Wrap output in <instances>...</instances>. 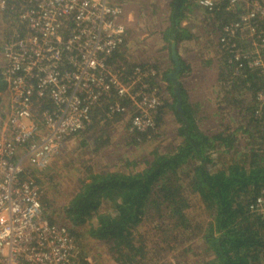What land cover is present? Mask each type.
I'll return each instance as SVG.
<instances>
[{
	"label": "built area",
	"instance_id": "built-area-1",
	"mask_svg": "<svg viewBox=\"0 0 264 264\" xmlns=\"http://www.w3.org/2000/svg\"><path fill=\"white\" fill-rule=\"evenodd\" d=\"M226 1L224 12L239 13L218 29L219 49L232 71L226 84L254 74L264 87V0ZM195 2L214 13L224 0ZM124 7L117 0H0V16L12 15L17 26L2 45L7 86L0 102V264H94L80 258L65 226L48 220L33 170H45L99 108L110 119L125 111V100L137 108L131 131L155 129L165 105L162 72L149 64L115 63L127 37ZM252 103L255 118H262L264 88L253 93ZM249 208L264 220V191Z\"/></svg>",
	"mask_w": 264,
	"mask_h": 264
},
{
	"label": "trees",
	"instance_id": "trees-1",
	"mask_svg": "<svg viewBox=\"0 0 264 264\" xmlns=\"http://www.w3.org/2000/svg\"><path fill=\"white\" fill-rule=\"evenodd\" d=\"M188 2L189 0L169 1V25L163 38L169 43L172 67L171 43L178 45L191 36L181 27ZM220 6L222 10L214 12V15L219 19L225 16L222 24L238 19L239 14L223 15L227 7L226 0ZM219 12L222 14L218 15ZM22 37L20 32L18 38ZM177 57L181 69L176 80L168 78L174 68L164 73L158 66L155 68L162 72L171 93L172 102H167L165 108L176 114L179 123L178 144L172 147L171 152L139 150L138 153H145V156L127 162L126 170H88L85 179L79 181L77 193L65 206L64 213L74 225L88 221L89 237L110 244L109 252L117 264H142L145 259H153L152 253L156 252L157 247L146 246L144 237L148 233L155 235L159 243L166 247L173 241L176 246L185 245L182 238L172 233L175 229L188 236L193 232L200 235L201 246L198 249L205 253L204 256L202 253L198 254L191 246L188 247L191 249L184 248L175 256L176 264H264V220L249 208L264 188V116L257 119L253 107L247 108L242 115L248 120L247 123H243L235 131L224 129L212 136L204 133L194 125L192 106L187 102V96L179 82L186 73L187 66L178 53ZM223 66L227 68L226 61H223ZM225 76V73L222 74V79ZM175 82L179 84L180 100L174 93ZM224 84L223 90L227 94L242 86L245 92H251L252 98L253 93L264 88L254 74L241 84L228 85L226 78ZM3 86L4 81L0 75V90ZM232 100L233 98L226 97L227 103L233 102ZM179 101L180 105L177 107ZM43 106L51 108V103ZM99 111L105 112V108L92 111V120L98 118ZM159 115L154 130L139 134L143 142L149 140L146 143H150L157 138L156 132L163 122L162 114ZM103 118L104 116L101 117ZM103 121L105 122L104 119ZM246 141L249 143L244 148L246 155L242 160L211 170L218 157L210 152L217 148L223 152L235 149L237 144ZM36 181L42 191V202L48 220L53 224L63 225L49 211L52 201L47 200L39 180ZM193 196L208 211L207 222L202 227L193 226L188 219V210L192 207L190 197ZM65 227L75 239L80 258H85L87 255L78 245L81 236L75 228ZM176 246L173 249H177ZM189 250L198 259L190 260ZM164 255L166 254H160V261Z\"/></svg>",
	"mask_w": 264,
	"mask_h": 264
},
{
	"label": "rangeland",
	"instance_id": "rangeland-1",
	"mask_svg": "<svg viewBox=\"0 0 264 264\" xmlns=\"http://www.w3.org/2000/svg\"><path fill=\"white\" fill-rule=\"evenodd\" d=\"M123 3L129 15V23L125 45L117 52L115 63L124 64L127 67L149 64L153 67L158 66L163 73L171 68L173 69L174 65L172 67L169 60V43L163 38L169 25V0H123ZM194 5L189 15L185 17L194 22L192 26H188V28L191 27L194 38L191 42H189V38L182 40L184 42L181 41L179 52L176 45V51L181 60H186L187 55L190 61L196 59L194 67L197 78L192 80L193 77L189 76L185 79V84L189 82L188 88L192 94L189 95L186 91L187 102L191 104L193 110L194 125L209 136L217 134L222 129L229 128L235 131L248 121L242 115L247 111V108L252 109L253 107L251 92H245L242 86L239 87V90H230L231 93L228 95L233 98V102H224L225 104L220 106L221 110H225L223 113L224 118L221 119L220 113L217 112V105L222 103H219L218 98L221 97V89L225 86V78L228 81L232 74L230 69L223 66L225 58L219 49L218 43L219 27L216 25H226V23H221L225 16L219 19L218 16L214 15L215 13H208L201 9L195 0ZM232 13L239 14L234 11H226L223 15ZM219 14L221 15L222 12H219ZM16 30L17 26L12 15L0 16V70H3L6 65L2 54V45L5 41L13 39V33ZM189 55L194 56V58L191 59L192 56ZM224 73L226 76L222 79ZM242 82L238 80L233 85ZM163 86H167V82H164ZM2 90H0V93ZM163 91L162 97L165 98V105L157 113V118L160 113L162 114L161 120L163 122L156 132L157 138L154 141L150 143H146L149 140L143 142L138 134L130 130V118L137 111V108L134 104L124 100L121 102L125 107L124 112L109 119L106 117L105 112L99 111L98 118L92 120L90 126L85 130L72 137L66 148L52 159L48 168L35 173V170H33L35 178L39 180L40 185L46 192L44 194H46L47 200L52 201L49 211L61 224L75 228V231L81 236L78 240L79 247L87 255L86 257L92 259L94 264H117L109 252L108 246L110 244L90 238L88 233L89 222L74 225L72 220L66 217L64 208L77 193L79 181L85 179L88 170H126L125 164L127 162L145 156V153L140 155L139 150L157 149L160 152H171L172 147L178 144L177 130L179 123L176 114L169 108H165L167 102L169 104L172 102L171 93L168 87ZM237 101L240 102L237 103ZM240 103H242V108L239 106ZM232 107L233 109H231ZM103 116L105 122L101 119ZM248 143L249 141L240 142L241 146L237 144L239 148L224 152L221 149L222 152L219 151V148L210 152L218 157L217 163L211 166V170H218L232 161L242 160L246 155L244 148ZM262 191H264V188L260 190L257 197L262 194ZM190 205L192 207L188 210L189 222L193 226L202 227L207 222L208 211L194 196L190 197ZM178 230L175 229L172 233L182 238L185 245L176 246L175 241H173L169 247H166V245L159 243L155 235L145 234L146 246L157 248L156 252L152 253L153 259H145L142 264H156V261H158L157 264H176L175 256L182 249H187L190 246L198 254L205 255L201 249H198L201 246L200 235H195L196 233L193 232L192 235L188 236ZM175 246L177 249H173ZM163 250H167V252H163L166 255L160 261V254H163L161 252ZM188 255L190 260L198 259L190 250ZM165 257L166 259H164Z\"/></svg>",
	"mask_w": 264,
	"mask_h": 264
},
{
	"label": "crops",
	"instance_id": "crops-1",
	"mask_svg": "<svg viewBox=\"0 0 264 264\" xmlns=\"http://www.w3.org/2000/svg\"><path fill=\"white\" fill-rule=\"evenodd\" d=\"M170 1V0H169ZM225 1V0H224ZM170 4V3H169ZM169 4H168V8H169ZM194 0H189V2H188V7H187V12H186V16L185 17H187V15H189V12H191L192 11V9L194 8ZM169 10H170V8H169ZM184 17V19H183V21L181 22V27L182 28H184L185 30H187L190 34H191V36L189 37V39L188 40H190L189 42H191V40H192V38H194V33L191 31V27H189L188 28V26H192V23H194V22H191L190 21V18H185ZM189 17V16H188ZM187 21H189V22H187ZM188 25H187V24ZM182 42H184V41H182ZM180 44H181V41L179 42V44L177 45V50H178V52H179V49H180ZM179 55V54H178ZM189 56H192V55H189ZM192 58H194V56H192L191 57V59ZM189 60V61H188ZM196 61V59H193V60H191L190 61V59H188V55H187V57H186V60H184L183 62L186 64V66H187V71H186V73L180 78V80H179V82H180V84H181V87H182V89L185 91V94H186V96H187V93L189 94V95H192L191 94V90L188 88V85H189V82L187 83V84H185V79H187L189 76H192L193 77V79L192 80H194V79H196L197 77V73H195V67H194V62ZM184 77V78H183ZM182 78H183V80H182ZM183 82V83H182ZM168 87V86H167ZM223 88H224V86H223ZM186 91H187V93H186ZM221 94H220V98H218L219 99V103H222V104H218L217 106V112H219L220 113V117H221V119H223L224 118V111L225 110H221V108H220V106L221 105H224L225 103L224 102H226V97H228L229 95L227 94V92H225L223 89H221V92H220ZM218 114V113H217ZM228 130H230L229 128H228ZM224 131V129H222V131H220V132H218V133H221V132H223ZM217 133V134H218ZM70 142V140L66 143V146L68 145V143ZM66 146H65V148H66Z\"/></svg>",
	"mask_w": 264,
	"mask_h": 264
},
{
	"label": "water",
	"instance_id": "water-1",
	"mask_svg": "<svg viewBox=\"0 0 264 264\" xmlns=\"http://www.w3.org/2000/svg\"><path fill=\"white\" fill-rule=\"evenodd\" d=\"M170 47H171V60L174 63V70L172 72H170V74L168 75V78L171 80H176L177 75L181 69V67H180L181 64H180L179 58L177 57L175 42H172ZM174 93H175L176 97L179 98V100H180L179 84L177 82H175ZM179 105H180V101H179L177 107H179Z\"/></svg>",
	"mask_w": 264,
	"mask_h": 264
},
{
	"label": "bare ground",
	"instance_id": "bare-ground-1",
	"mask_svg": "<svg viewBox=\"0 0 264 264\" xmlns=\"http://www.w3.org/2000/svg\"><path fill=\"white\" fill-rule=\"evenodd\" d=\"M0 75H1V77H2V80L4 81V86H3V90L1 91V93H0V100H2V98H3V96H4V93H5V90H6V86H7V82H6V80H5V78H4V76L2 75V72L0 71ZM1 102V101H0Z\"/></svg>",
	"mask_w": 264,
	"mask_h": 264
}]
</instances>
